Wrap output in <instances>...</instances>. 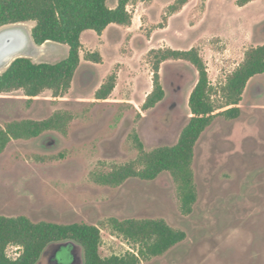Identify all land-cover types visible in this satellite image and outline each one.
<instances>
[{"label": "rangeland", "instance_id": "obj_1", "mask_svg": "<svg viewBox=\"0 0 264 264\" xmlns=\"http://www.w3.org/2000/svg\"><path fill=\"white\" fill-rule=\"evenodd\" d=\"M177 1L130 6L131 28L114 24L101 36L84 32L82 63L65 95L47 90L31 104L22 90L0 95L1 127L44 120L57 111L74 117L67 135L50 131L8 145L0 156V216L95 225L101 229L103 257L136 252L108 226L110 218L162 219L187 237L141 264H264V95L255 99L249 91L254 82L264 85V74L248 84L241 116L217 117L198 141L193 164L198 200L192 214H182L168 173L154 181L130 179L120 187L98 185L91 177L135 161V136L146 151L175 145L191 119L189 99L199 75L186 61L161 65L165 100L143 109L153 90L152 51L198 49L210 82L220 89L245 53L264 45V0L245 7L236 0H190L174 13L170 8ZM21 25L32 31L35 23ZM89 53H99L102 63L86 61ZM68 54L67 46L48 42L28 57L55 63ZM112 74L117 75L114 92L97 100V90ZM215 101L218 111L227 109L221 93ZM59 247L52 245L37 264H83L76 244ZM13 251L8 249L12 257Z\"/></svg>", "mask_w": 264, "mask_h": 264}, {"label": "trees", "instance_id": "obj_2", "mask_svg": "<svg viewBox=\"0 0 264 264\" xmlns=\"http://www.w3.org/2000/svg\"><path fill=\"white\" fill-rule=\"evenodd\" d=\"M150 0H0V29L34 22L32 38L37 46L56 43L69 48L64 60L35 62L29 57H20L0 74V95L22 90L28 103L43 92L52 91L55 97L65 95L72 87L81 66L83 50L82 35L94 31L101 36L109 26H131L133 21L130 6ZM190 0H178L170 11L177 12ZM255 0H236L245 7ZM112 4V5H110ZM153 90L147 96L144 110L161 104L166 92L161 83V65L170 60L186 61L198 72L196 87L189 99L191 119L183 129L178 142L146 151L138 136L134 137L138 157L125 165H114L108 172L96 171L92 180L102 186L120 187L130 179L154 181L163 173L173 178L183 215H190L198 200L193 169L195 150L202 134L217 117L235 120L241 116L240 103L250 81L264 74V45L249 49L244 60L217 89L209 80L207 64L199 50L159 49L152 51ZM85 60L102 63L99 53L85 55ZM117 75H110L97 90L99 101L107 100L116 88ZM221 93L226 110L218 111L216 97ZM74 117L71 113L57 111L44 120H21L0 126V156L13 140L39 138L46 132L56 131L67 135ZM108 226L118 236L136 247V252L122 256L103 257L100 252L101 229L87 223L58 224L35 223L26 216H0V264H37L46 250L55 244L74 243L82 249L83 264H141L143 261L165 255L187 235L174 229L162 219H117L110 218ZM10 245L20 246V256L12 260L7 256Z\"/></svg>", "mask_w": 264, "mask_h": 264}, {"label": "water", "instance_id": "obj_3", "mask_svg": "<svg viewBox=\"0 0 264 264\" xmlns=\"http://www.w3.org/2000/svg\"><path fill=\"white\" fill-rule=\"evenodd\" d=\"M36 46L32 31L21 24L0 29V70L9 67L17 58L28 57ZM53 144L54 140H51L48 146ZM65 244H60V247Z\"/></svg>", "mask_w": 264, "mask_h": 264}, {"label": "flooded vegetation", "instance_id": "obj_4", "mask_svg": "<svg viewBox=\"0 0 264 264\" xmlns=\"http://www.w3.org/2000/svg\"><path fill=\"white\" fill-rule=\"evenodd\" d=\"M92 77V76H91ZM250 95L257 99V98H260L261 96L264 95V85L261 83V82H254L253 84H251L250 86ZM50 248V247H49ZM48 248V249H49ZM47 249V250H48ZM46 250V252H47ZM59 251V250H58ZM58 251H55V254L53 255V258L56 256V254L58 253ZM45 252V253H46ZM44 253V254H45Z\"/></svg>", "mask_w": 264, "mask_h": 264}, {"label": "built area", "instance_id": "obj_5", "mask_svg": "<svg viewBox=\"0 0 264 264\" xmlns=\"http://www.w3.org/2000/svg\"><path fill=\"white\" fill-rule=\"evenodd\" d=\"M9 248H11L12 250H14L13 252H14V255L15 256H11L10 255V253L8 254V249ZM21 247L20 246H16V245H10L8 248H7V251H6V253H7V256H8V258H10V259H12V260H16L19 256H20V251H21Z\"/></svg>", "mask_w": 264, "mask_h": 264}, {"label": "crops", "instance_id": "obj_6", "mask_svg": "<svg viewBox=\"0 0 264 264\" xmlns=\"http://www.w3.org/2000/svg\"><path fill=\"white\" fill-rule=\"evenodd\" d=\"M133 21H134V20H133ZM33 27H34V25H33ZM110 27H112V26H109L108 29H109ZM128 28H131V27L129 26ZM82 44H83V43H82ZM83 45H84V44H83ZM81 55H82V52H81ZM81 58H82V56H81Z\"/></svg>", "mask_w": 264, "mask_h": 264}]
</instances>
